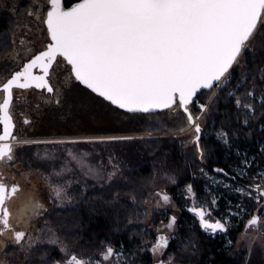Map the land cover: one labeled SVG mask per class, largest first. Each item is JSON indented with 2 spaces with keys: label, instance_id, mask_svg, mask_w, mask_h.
<instances>
[{
  "label": "snow or ice",
  "instance_id": "6c2138e0",
  "mask_svg": "<svg viewBox=\"0 0 264 264\" xmlns=\"http://www.w3.org/2000/svg\"><path fill=\"white\" fill-rule=\"evenodd\" d=\"M12 12L16 14V6ZM26 15L39 23L33 27L17 21L0 34L5 60L13 67L19 65L18 70L10 68V76L0 81V264H140L146 251L151 252L153 264L191 261L201 252L200 241L192 236L182 238L173 230L176 215L170 216L166 225L161 222L169 232L157 229L150 248L147 242L129 248L124 241L114 246L105 239L78 249L79 241L72 243L66 235L62 237L63 225L48 219L57 202L72 200L69 189L80 180L68 177L78 172L110 189V198L101 196L100 200L116 209L114 231H121L117 206L122 190L113 185L123 177V171L115 152L108 156L107 164L100 161L93 165L88 154L68 150L66 164L50 171L33 167L32 158L21 153L34 144H105L143 140L162 132L185 147L191 143L203 163L213 149L201 143L202 133L207 121L220 111L221 98L227 102L225 119L231 115L227 108H233L237 121L249 126L250 135L256 123L264 120V0H76L70 6L69 0H43L32 5ZM39 35L44 40L37 48ZM64 73L60 85L54 87L50 79H59ZM33 86L50 94L40 97L44 104L62 106L65 88L74 87L83 93V105L117 115L122 114L120 110L151 113L172 123L158 119L138 136L26 139L14 135V89ZM29 122L25 117L23 123ZM260 127L264 129V123ZM218 138L231 149L233 137L223 127ZM260 151L264 153V147ZM236 156V168L215 167L213 171L223 179L212 180L217 187L223 184L241 194L242 202L234 206L235 212L229 201L227 214L219 213L220 196L211 184L205 185L207 198L202 201L193 185H186L193 202L188 206L186 200L185 206L200 229L211 236L219 233L226 237L233 226L242 223L236 244L247 251L244 264H252L257 251L259 264H264V171L253 168L255 157H249L247 151L241 153L237 148ZM200 171L208 175L203 167ZM168 179L175 183L173 177ZM88 187L85 181V191ZM42 191L47 195L42 197ZM125 194L134 205L138 196L144 195L134 184ZM155 196L171 204L167 192L159 191ZM250 207L255 208L254 214L249 213ZM126 220L133 223L131 216ZM173 240L179 241L177 252L168 251ZM38 243L58 249L59 257L52 256L49 249L40 252L37 260ZM232 244L228 239L227 245Z\"/></svg>",
  "mask_w": 264,
  "mask_h": 264
},
{
  "label": "trees",
  "instance_id": "16d2710c",
  "mask_svg": "<svg viewBox=\"0 0 264 264\" xmlns=\"http://www.w3.org/2000/svg\"><path fill=\"white\" fill-rule=\"evenodd\" d=\"M28 7V2H25L18 11V15H22ZM15 18L11 15L0 11V34H3L6 29L15 25ZM5 49L0 46V63L4 59ZM82 88V87H81ZM74 93V94H73ZM82 93L76 88H71L67 91L66 100L71 105V111L67 116L63 109H57L48 116L38 121V125L43 127V130L53 131L56 134L64 136H78V131L82 135H102L107 134L109 129L116 128V123L120 127L115 133L124 134H140L144 128L149 125H155L158 119L165 123L171 124L166 117L156 116L153 114H114L106 110L100 109L96 106L83 105L78 98ZM78 96V97H77ZM205 97H201V102H204ZM226 101L221 98L219 101V112L212 115L207 122L206 129L209 130L205 136L202 137L201 143L213 151L208 155V158L201 163L193 149H184L185 144L178 139H151L147 141L122 142L120 144L110 143L112 151L122 161L123 168L126 169L124 176L118 179L113 187H119L122 190L121 203L117 206L120 209V228L121 231H114L115 225L113 223L116 209L106 207L100 200L103 196L108 200L110 189L105 187H97L91 181H86L89 185L85 191V182H80L74 186L72 193L75 200V205L66 207L64 209L54 210L48 219L57 225H63L62 237L67 236L72 243L79 241L80 245L88 246V242L103 241L108 239L113 242L114 246H118L120 241H124L126 247H133L135 244L141 242H151L155 235L149 226L144 223L149 216L145 214V209L142 206L144 196L148 194L149 183L153 181L155 172L167 173L173 178H176V184L172 186L170 196L180 212L177 218V233L180 237L192 236L194 239L200 241L201 252L196 255L191 261L188 259L180 260L178 264H244V258L247 255L246 249H241L237 246L236 241L239 239L241 231H243V224L239 227L233 226L231 231L225 237L224 235L210 236L202 232L197 221L190 215L186 209V198L184 193L186 185L192 184L194 191L202 201L206 199L205 185L209 181L202 176L199 169L204 168L206 173L222 177L216 174L213 169L215 167H224L235 169L238 163L236 156V149L239 148L241 153L247 151L249 157H255L253 168L257 170L264 168V153L260 148L264 147V129L260 125L264 120L257 122L255 127L251 129L249 135V126H244L239 123L235 116L233 108H227L231 113L226 120L223 113L226 110ZM78 106V107H77ZM76 107L78 109H76ZM66 111V109H65ZM148 118H153L149 120ZM90 119H94L96 123L102 124L106 122L108 126H103L105 130H93L92 125L89 124ZM178 123V122H177ZM87 124L89 126H87ZM92 129H91V128ZM227 132L233 139L229 141L232 145L231 149H227V145L222 140L215 137L214 133L217 131ZM86 131H82V130ZM46 133V132H45ZM162 134V132L160 133ZM99 144H78L77 147L91 153V161L97 164L100 159L105 158V154H99ZM113 152H110L111 154ZM126 178V179H125ZM131 182V183H130ZM232 183L231 181H228ZM242 184L248 183L246 180H241ZM135 185L137 192L144 195L138 196V203H132L130 197L125 192ZM212 191L220 196L218 200L219 213L227 214L226 210L232 208L242 202L241 195L230 193L228 189H214ZM83 193V195H82ZM239 200V201H238ZM189 205L190 201L187 200ZM254 207L249 208V213L255 212ZM133 218L132 224H127L126 217ZM166 219V214L154 213L151 216L150 225L156 226ZM264 220V216L261 217ZM135 233V235H133ZM81 235L83 238H81ZM131 237V239H129ZM231 239L233 244L227 245V240ZM179 241H170L169 252H177ZM51 250L52 256L59 257V252L53 247H41L38 249L37 257L40 252ZM261 257L259 252L253 256L252 264H259ZM140 264H152L149 252L143 255Z\"/></svg>",
  "mask_w": 264,
  "mask_h": 264
},
{
  "label": "rangeland",
  "instance_id": "374dc122",
  "mask_svg": "<svg viewBox=\"0 0 264 264\" xmlns=\"http://www.w3.org/2000/svg\"><path fill=\"white\" fill-rule=\"evenodd\" d=\"M25 2H28L27 9L24 11V13L22 15H18L19 9L21 8V6L23 4H25ZM42 3H43V0H0V11L7 13V14L11 15L12 17H14L15 22L23 21V22L35 27V25L39 22L35 21L34 17H28L26 15V13L31 9L32 5H40ZM13 6H16V8H17L16 14H13V12H12ZM43 40H44L43 35H39L37 37V43H36L37 48L40 47V42ZM10 68L12 70H18L19 65H16L15 67H13L12 62L7 61L4 58L3 61H1V63H0V81H3L6 78H8V76H10V74H11L9 71ZM64 75H66V73L62 74L59 77V79H50V82L53 83L54 87L59 86L60 81L64 78ZM69 90L70 89L65 88V94H67V91H69ZM42 95H50V94L46 93L44 90L40 92V91L35 90L33 88L28 89V90L14 89V99H13L14 107L12 110L13 120H14V123L16 125V128L14 129V135L18 134L20 136H23L26 139H33V140H55V139H60V138H67V136L56 134L53 131L43 130L44 128L42 126L40 127L38 125V121H41L43 118H45L46 116H48L50 113L54 112L57 109H63L65 113L67 112L66 114L68 116V114L70 113L71 108H72L70 104H67V103H69L68 102L69 99L65 100V103L62 106H57L55 103L44 104L40 99V97ZM82 97H83V93H80L78 98H82ZM38 104L40 105L39 108H37ZM77 107H76V109H78ZM65 109H66V111H65ZM21 113H23V115H21ZM25 117H27L28 120L30 121L28 124L23 123ZM148 119L153 120V118H148ZM89 124L92 125L91 127L93 128V130L94 129L95 130L102 129V130L106 131V128L103 126H105V125L108 126L106 122H103L102 124H100V123L98 124L95 122L94 119H90ZM87 126H89V125L87 124ZM116 126H117L116 128L109 129L108 132H105L107 134L103 133L102 135H133V136L139 135V134L115 133L119 129L118 127H120L118 123H116ZM206 126H207V123H206ZM206 126L204 128L203 133H202V137L205 136V134L207 132L209 133V130L206 129ZM0 130H1V126H0ZM82 131H86V130L84 129ZM219 132L220 131H217L216 133H214V135L217 139H219L218 138ZM77 133L79 134L78 136H85V135L81 134V131H78ZM209 135H210V133H209ZM68 137H75V136H68ZM161 138L170 139L168 135L156 133L153 136H145L143 138V141H147V140H151V139H161ZM135 141L140 142L142 140L136 139V140L124 141V142H135ZM115 143L120 144L122 142H115ZM78 144H80V143H78ZM78 144H67V145H64V144H34V145L26 146L25 150L21 154L24 155L25 157L32 158L33 167H43L45 169V171H50L53 166L56 167L57 170H59L62 165H65L66 161L70 159V157H68V150H71V151L77 153L78 155L88 154V160L91 164H93V162L91 161V153L87 152L86 150H84L82 148L77 147ZM81 144H89V143L81 142ZM96 144H99V143H96ZM99 145L100 146H99L98 151H99L100 157L102 156L101 154H105V156H103L105 158L100 159L99 162L103 161L104 164H107L108 156L111 155L110 152H113L112 147H111L110 143L99 144ZM184 149H193V151H195V155H196V150H195V148L192 147L191 143H187V146ZM36 153H39L40 156L37 157L35 155ZM75 163H76L75 161H72V165H75ZM93 165H95V163ZM121 167H122V171L124 174L126 169L123 168V165H121ZM200 169H199V171H200ZM110 170L111 169L109 168V171ZM258 171H264V168L260 169ZM204 172H205V170H204ZM200 173H201V171H200ZM202 176L205 177V179H207L209 181V184H211L212 188L217 189V190L218 189H226L223 184H220L217 187V185L215 183H212L213 177L216 180H221L223 178L218 177V176L213 175V174H210V173H208L207 176L202 174ZM168 177H171V176L168 174L166 176L165 173H163V172H155L153 181L151 183H149L148 187H146V188H148V194L149 193L153 194V198L149 199L148 194H146L143 198L144 201H142V206L144 209H147V215L149 216L148 220L144 224L146 226H149V229H151L155 235L154 239L151 242H148L149 248L151 247V244L155 242L157 229H160L163 232L168 233L169 230L167 228H164L163 225H166L168 223L170 216L176 215L178 218L180 215V212L177 209L175 203L173 202L171 196H170L171 197V204H165L162 199L155 196V193L159 192V191H165L170 195L171 188H172V186H174L176 184L177 179L174 178L175 183H172L168 179ZM68 178L73 179V180H80V182H85V181L89 180V181L93 182V184L95 186L101 187L100 182L93 180L91 178H85V177L81 176L78 172L75 176L70 175ZM76 185H77L76 183H73L72 187L69 189V193L71 196L73 195L71 190H73L74 186H76ZM37 187L39 188V186H37ZM228 190L232 194L241 195L240 193L236 192L234 190V188L228 189ZM40 194L42 197L47 195V193L43 192V191ZM184 197L190 201V203L188 205V206H190L191 203L193 202L190 194H188L185 191ZM75 203L76 202L72 196L71 201H65L62 204L57 202L55 205V210L64 209L66 207L73 206V205H75ZM237 204H238V202H237ZM186 209H187V207H186ZM236 210H237L236 208H233L234 212ZM160 212L161 213L164 212V214H166V219L163 221V225L161 223H159L156 226L150 225V223H151L150 219H151L152 214L160 213ZM226 212H227V210H226ZM237 219H239V218H237ZM41 223H42V221H41ZM198 225H199V223H198ZM173 230L175 232H177V223H176ZM207 235H209V234H207ZM216 235H221V234L218 233ZM36 247H37V249H40L41 247H52V246H50L46 243H38L36 245ZM57 251H58V249H57ZM147 252H149L151 260H152L151 252L150 251H147ZM37 260H38V258H37ZM152 264H153V261H152Z\"/></svg>",
  "mask_w": 264,
  "mask_h": 264
},
{
  "label": "water",
  "instance_id": "95a60500",
  "mask_svg": "<svg viewBox=\"0 0 264 264\" xmlns=\"http://www.w3.org/2000/svg\"><path fill=\"white\" fill-rule=\"evenodd\" d=\"M76 2V0H69V6L71 5V3H75ZM37 74H39V69H35L34 70ZM81 87H83V86H81ZM33 89H35V90H38V91H40L41 92V90L40 89H36L34 86L32 87ZM31 89V88H30ZM20 90H25V89H20ZM26 90H28V89H26ZM202 92H205L206 90H201ZM46 92V91H45ZM121 112H123V113H126V114H141V113H127V112H125L124 110H120ZM157 112H160L161 110H156ZM163 111H167V110H163ZM142 114H151V113H142ZM1 126V130H2V125H0ZM188 211V210H187ZM188 213L190 214V215H192V216H194L190 211H188ZM198 223V222H197ZM202 230V229H201ZM203 231V230H202Z\"/></svg>",
  "mask_w": 264,
  "mask_h": 264
},
{
  "label": "flooded vegetation",
  "instance_id": "af4514ba",
  "mask_svg": "<svg viewBox=\"0 0 264 264\" xmlns=\"http://www.w3.org/2000/svg\"><path fill=\"white\" fill-rule=\"evenodd\" d=\"M41 91H43V90H41Z\"/></svg>",
  "mask_w": 264,
  "mask_h": 264
}]
</instances>
